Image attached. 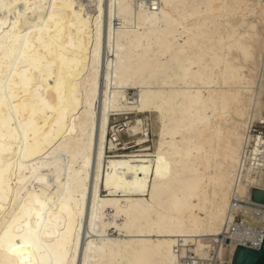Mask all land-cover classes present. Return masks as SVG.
<instances>
[{"label": "bare ground", "instance_id": "1", "mask_svg": "<svg viewBox=\"0 0 264 264\" xmlns=\"http://www.w3.org/2000/svg\"><path fill=\"white\" fill-rule=\"evenodd\" d=\"M255 124L264 0H0V264H230L264 237Z\"/></svg>", "mask_w": 264, "mask_h": 264}, {"label": "rangeland", "instance_id": "2", "mask_svg": "<svg viewBox=\"0 0 264 264\" xmlns=\"http://www.w3.org/2000/svg\"><path fill=\"white\" fill-rule=\"evenodd\" d=\"M130 97L132 100L135 99V96L137 95V90H130ZM136 113H130L126 115H116L112 116L111 122H110V129L108 133L109 139H114L116 144H118L120 151L122 152H131V151H138L140 149V146L137 142V139L144 134L141 133L139 135L133 136L128 127V123H132L135 118H136ZM144 119L145 125L148 127L149 126V116L148 115H143L141 116ZM149 128V127H148ZM150 130L148 131V138L147 141L144 142L145 145H148L151 149H154V139L156 138V135L151 132L152 129L151 127L149 128ZM115 130V131H114ZM255 133H263L264 134V124H255L254 127ZM126 146V149H122L123 147ZM109 154V155H108ZM107 155L110 156L113 153H108ZM105 194V192H102ZM242 220V216L238 215L236 218V222L240 223L239 221Z\"/></svg>", "mask_w": 264, "mask_h": 264}, {"label": "water", "instance_id": "3", "mask_svg": "<svg viewBox=\"0 0 264 264\" xmlns=\"http://www.w3.org/2000/svg\"><path fill=\"white\" fill-rule=\"evenodd\" d=\"M250 200L264 204V190L251 189ZM230 264H264V237L260 248H253L243 244L233 245Z\"/></svg>", "mask_w": 264, "mask_h": 264}, {"label": "built area", "instance_id": "4", "mask_svg": "<svg viewBox=\"0 0 264 264\" xmlns=\"http://www.w3.org/2000/svg\"><path fill=\"white\" fill-rule=\"evenodd\" d=\"M239 222H240V224H241V223H242V220H240ZM241 225H242V224H241ZM262 241H263V240H262ZM261 244H262V242H261L260 244H258V245H253V242H249L248 245H247V244H243V245H245V246H250V247H253V248H260Z\"/></svg>", "mask_w": 264, "mask_h": 264}]
</instances>
